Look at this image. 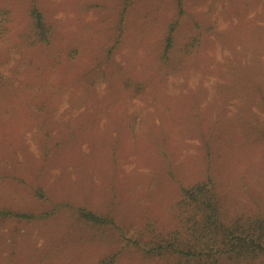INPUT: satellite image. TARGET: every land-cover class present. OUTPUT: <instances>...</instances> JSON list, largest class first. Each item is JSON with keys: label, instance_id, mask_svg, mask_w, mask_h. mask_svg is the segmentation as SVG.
I'll list each match as a JSON object with an SVG mask.
<instances>
[{"label": "rangeland", "instance_id": "1", "mask_svg": "<svg viewBox=\"0 0 264 264\" xmlns=\"http://www.w3.org/2000/svg\"><path fill=\"white\" fill-rule=\"evenodd\" d=\"M39 3L0 0V264H172L208 178L264 217V0Z\"/></svg>", "mask_w": 264, "mask_h": 264}, {"label": "trees", "instance_id": "2", "mask_svg": "<svg viewBox=\"0 0 264 264\" xmlns=\"http://www.w3.org/2000/svg\"><path fill=\"white\" fill-rule=\"evenodd\" d=\"M30 15L43 33L47 27L39 0H30ZM179 228L158 235L143 252L172 264H245L264 258V217H236L223 222L220 201L211 179L182 189L175 205ZM90 218H95L90 214ZM137 244V243H136Z\"/></svg>", "mask_w": 264, "mask_h": 264}]
</instances>
